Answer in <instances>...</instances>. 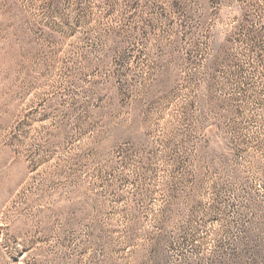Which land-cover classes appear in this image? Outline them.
Listing matches in <instances>:
<instances>
[{
	"label": "rangeland",
	"instance_id": "rangeland-1",
	"mask_svg": "<svg viewBox=\"0 0 264 264\" xmlns=\"http://www.w3.org/2000/svg\"><path fill=\"white\" fill-rule=\"evenodd\" d=\"M0 264H264V0H0Z\"/></svg>",
	"mask_w": 264,
	"mask_h": 264
}]
</instances>
